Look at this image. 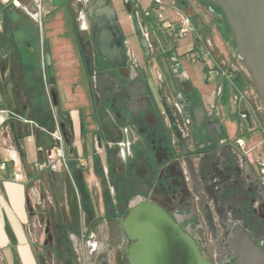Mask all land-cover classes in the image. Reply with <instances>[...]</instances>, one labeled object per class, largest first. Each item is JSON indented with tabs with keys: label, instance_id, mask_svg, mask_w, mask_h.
<instances>
[{
	"label": "flooded vegetation",
	"instance_id": "flooded-vegetation-1",
	"mask_svg": "<svg viewBox=\"0 0 264 264\" xmlns=\"http://www.w3.org/2000/svg\"><path fill=\"white\" fill-rule=\"evenodd\" d=\"M88 1L70 0L65 7L72 40L79 52L80 90L90 121L105 143L104 164L99 173L94 169L93 172L102 190L107 263L130 264L126 256L130 241L119 222L131 205L150 201L194 238L211 264H259V251L264 257V185L249 141L256 129L249 119V123L240 120L233 133L228 131L217 102L222 82L226 81H211L217 89L210 106L193 86L179 56L165 51L158 41L148 49L140 47V57L127 50L126 65L111 67L94 42L95 16L87 9ZM175 1L186 14H191L193 25L205 39L209 40L208 32L214 27L226 54L217 58L249 102H264L236 57L234 34L221 7L212 0H190L194 8L187 0ZM25 26L28 34L23 43L28 47L26 56L33 62V84L40 97L46 93L52 125L55 81L53 69L46 63L48 44L37 23L25 20ZM10 34L0 45V89L8 99L7 86L11 83L13 98L27 106L33 94L28 90L19 42ZM163 56L171 69L169 78L162 67ZM55 110L62 130L68 128L67 114ZM239 139L243 140V147L239 146ZM59 178L62 181L63 176ZM75 180L84 193L79 174ZM56 205L55 236L58 240L68 239L72 234L77 248L78 232L71 230L69 221L59 211L62 206L58 200ZM50 228L46 224L47 232ZM101 240L98 236L93 254ZM261 262L264 264V258ZM77 264H82L80 257Z\"/></svg>",
	"mask_w": 264,
	"mask_h": 264
},
{
	"label": "crops",
	"instance_id": "crops-1",
	"mask_svg": "<svg viewBox=\"0 0 264 264\" xmlns=\"http://www.w3.org/2000/svg\"><path fill=\"white\" fill-rule=\"evenodd\" d=\"M19 1L21 3V6L19 7L25 13V7L32 9L33 4L31 0ZM110 1L115 7L117 19L121 24L123 34L129 43L132 52L135 56L140 57L141 50L139 44L133 36V25L130 16L133 10L139 9L142 11L146 8H149L151 6V0ZM171 3L177 4L175 0H170V4ZM44 5L49 13L45 16L42 24L39 27L41 28L42 35L48 44L46 50V57L48 61L46 60V63L51 66V69H53V79L55 81V92L52 97L53 106L55 109L60 110L63 114H67V116L72 119L75 134L74 137H72L73 148L71 150L79 157H89L90 159L88 169L84 170L75 166V169L72 170L70 177L74 186L79 188L78 183L75 180L76 174L81 176L80 182L83 185L84 173L92 176V182L89 186V191H93L94 195L99 193L100 215L103 216L102 190L100 189L99 181H97L93 172L94 148L89 152L87 150V145L85 144L86 154H83L81 146L82 139H86L82 130L89 127H95L90 121L88 114L89 109L85 107V99L82 91L80 90L82 69L79 63V52L72 40L71 25L67 18L65 5L59 7L54 6L51 0H45ZM19 7L14 6L11 3V0H0V45L2 44V41L8 39L10 33V35L17 38L19 42V52H21L22 57L24 58L23 64L29 82L28 90H30V92L33 94V98L27 106H24V104L21 103L16 97L13 98V102L10 100V98H6V103H4L0 94V107L10 109L23 118V120L10 119L7 122L8 131L2 134L0 130V159L9 160L8 168L0 174V264H77L79 253L78 247L76 248L72 242V234H69L68 239L62 238L58 240L55 236L54 226L56 225L57 221L54 222L52 229L49 230V232H47L45 227L44 232L46 236H43V238L40 237L39 240L34 239L29 231L31 215L35 213V210L40 211L41 207L45 208L46 214L48 213L47 215H49L47 220V218L41 217L42 214L38 211L40 217L45 219L46 224H51L50 219L53 220L55 217L58 219V208L56 205L57 200L62 206L59 211L62 212L63 217H66L69 221L71 230L72 225L68 212L69 207L67 205L66 186L63 182L67 174L65 172L50 169L34 175L30 172V169L26 170L22 165L23 158L26 160L28 168L31 167L34 161L40 159V153L37 148L39 146L46 148L43 146L41 138L42 135L46 133L44 131L37 130L34 135V140L28 143L25 149L21 146L24 153V155L21 156L16 145L17 139L14 137L12 132L13 128H16L17 131H29L31 124L24 122V120L35 122L45 129L52 126L50 120L48 119V102L46 93L44 92L45 94L40 97L39 92H37L34 87V71L33 68L30 67L33 62L30 61L26 56L28 47L23 43L28 34V29L25 26V20L32 21L34 23L36 22L27 13V18L20 16L18 12L20 9ZM128 8L132 11H129ZM141 20L145 22L146 26H150L151 30H154V33L158 37V42L162 48L165 49V51L170 50L179 56L182 61L185 73L190 78L193 86L201 91L205 102H212L217 86H215V84L211 81H207L203 74H200L201 70H199V67L196 70H191L189 64L187 65L184 63L182 60V54L179 52L176 44L174 43L175 39L179 38L167 37L160 30L155 29L153 16H142ZM202 24L204 25L205 23L202 22ZM206 26L210 27L211 25L206 23ZM7 27L10 33L7 31ZM194 27L196 32L205 38V35L200 32V29L196 26ZM211 28L212 31L208 32V35L211 42L215 43L212 49L216 56L225 57L226 54L222 47L221 41L213 30L214 27L211 26ZM193 37V34L188 33L182 38L187 42L192 43L194 40ZM154 66H157L155 60L153 63V67ZM15 68L16 65H14V69ZM202 70H205L204 65ZM4 94L6 95L5 92ZM227 98L228 105L226 110H224L223 107L219 105V98L217 99V102L222 114V120L225 121L228 131L233 133L238 127L239 121L241 120L239 118L240 111L237 104L231 100V94L228 92V90ZM10 121H12V123H10ZM252 135L253 132L251 133V137ZM251 137L249 140L251 145L257 146L260 149V141H258L257 144H253ZM88 139H90L89 136ZM20 144L22 145V141ZM31 144H34L36 151V157L33 161L28 160L27 158L28 147ZM99 155L102 164H104V152H100ZM18 166H21L23 169L22 180L13 178V173L17 170ZM44 175L47 176L46 180L48 186L47 189L42 190L38 183L41 182V180L44 178ZM59 175L63 176L62 181L60 180ZM31 177L35 178L33 183H29L27 181V179L29 180ZM34 186L37 189L35 193L37 196H40L41 202H39V198L35 200L31 195L30 188ZM45 198L47 199L45 200V203H49H42V200ZM91 223H89V220L87 219L84 208L81 207L80 225L76 231L78 232L81 227H85L89 232L96 233L100 238H102L97 251L90 258L89 262L90 264H108L105 258L104 245L106 241L105 218L103 217L102 221L95 222L93 225ZM38 241L39 244H37Z\"/></svg>",
	"mask_w": 264,
	"mask_h": 264
},
{
	"label": "water",
	"instance_id": "water-1",
	"mask_svg": "<svg viewBox=\"0 0 264 264\" xmlns=\"http://www.w3.org/2000/svg\"><path fill=\"white\" fill-rule=\"evenodd\" d=\"M70 0H51L54 6H64ZM218 4L225 15L226 21L233 31L235 52L239 61L248 71L255 85L257 94L264 101V0H212ZM90 14H94L93 39L100 56L105 58L113 68L124 67L127 63V50L134 55L127 42L121 24L117 19L116 10L110 0H89L86 3ZM129 11H132L128 8ZM191 16L190 13H187ZM133 36L140 47L148 49L151 43L158 44V37L146 26L150 35H144L138 25V20L131 12ZM141 24H145L141 21ZM209 42L212 44L211 40ZM161 63L166 76L170 77V66L163 56ZM238 81V80H237ZM239 83V82H238ZM7 93L13 102L11 83L7 86ZM247 114V112L245 111ZM249 123V117L245 118ZM105 124V121H103ZM68 129L74 137L72 119L68 117ZM86 138H90L94 146V155H97L102 165L99 153L105 152V143L101 142L100 135L95 128L82 130ZM44 147L50 144L49 137L42 135ZM86 139H82L83 154H86ZM20 155L24 153L21 144L16 140ZM98 149V150H97ZM94 157V156H93ZM66 186L68 212L72 230L79 228L81 220V200L90 201L96 222L102 221L100 215L99 193L93 197L84 184V193L74 186L69 175L64 179ZM123 234L130 241L126 246V256L130 264H211L200 249L199 244L160 206L150 201H140L131 205L119 222ZM259 264L264 258L259 251Z\"/></svg>",
	"mask_w": 264,
	"mask_h": 264
},
{
	"label": "built area",
	"instance_id": "built-area-1",
	"mask_svg": "<svg viewBox=\"0 0 264 264\" xmlns=\"http://www.w3.org/2000/svg\"><path fill=\"white\" fill-rule=\"evenodd\" d=\"M84 2L86 0H77ZM33 7L28 9L25 7L26 13L40 26L42 24L44 16L48 13L45 8V0H31ZM11 3L19 7L21 3L19 0H11ZM166 3L164 0H151V6L144 10H133L134 15L138 20V25L141 32L147 35L146 25L141 24L142 16L154 18V27L160 30L163 34L170 38H182L188 33L193 34L192 45L186 48L185 56L194 63H203L206 70V78L209 81H214L215 79L225 80L228 84V91L231 94V100L237 104L239 111V118L245 120L248 116L251 123L258 130L262 136L260 140L261 148L254 154V163L257 168L258 175L260 177L261 183L264 185V102H260L253 105L249 102L242 91L234 83L232 75L229 73L227 68L219 61L215 56L212 49L213 43L211 44L209 40L205 39L202 35L198 34L195 27L185 11L180 8L177 4L171 3L169 6L175 13V20L171 21L164 14L166 8ZM1 30V25H0ZM212 106V103H210ZM53 112V124L50 128H43L35 122L24 120V122L30 123L31 128L28 134L23 137L22 148L25 149L26 145L34 140V135L37 130L44 131L49 139L51 146L43 148L39 146L37 149L40 153V159L33 162L30 167V172L34 175L39 174L42 171L54 169L56 171L65 172L67 175H71V162L75 163V166L80 169L89 168V157H79L75 154L68 145L62 128L56 118V110L53 105H51ZM247 112V114L245 113ZM10 119H21L23 118L14 113L10 109L0 107V130L3 134L8 131L7 122ZM240 147H243V140H237ZM111 145V144H109ZM122 146L123 143H119ZM253 149V148H252ZM98 150V149H97ZM9 160L0 159V174L8 168ZM22 167L18 166L17 170L13 173V178L17 180L23 179ZM34 177L27 179L29 183L34 182ZM1 180V176H0ZM26 180V179H25ZM32 197L36 200L40 196L36 195L37 190L34 187L30 188ZM98 235L93 232H89L85 227H81L78 231V253L82 264H90L89 260L93 252L97 248Z\"/></svg>",
	"mask_w": 264,
	"mask_h": 264
},
{
	"label": "rangeland",
	"instance_id": "rangeland-1",
	"mask_svg": "<svg viewBox=\"0 0 264 264\" xmlns=\"http://www.w3.org/2000/svg\"><path fill=\"white\" fill-rule=\"evenodd\" d=\"M165 1V3H166V5H168V6H166V8H165V10H164V14L166 15V17L167 18H169L171 21H174L176 18V16H175V13H174V11L170 8V6H169V4H170V0H164ZM187 2L188 3H190L191 4V6H193V8H194V5H192V3H191V1L190 0H187ZM20 8V7H19ZM196 11V10H195ZM18 12H19V14H20V16H23V17H25V18H27V15H26V13L20 8L19 10H18ZM196 13H198V12H196ZM201 15V14H200ZM201 17H202V15H201ZM174 43L176 44V46H177V48H178V50H179V52L182 54V60L184 61V63L185 64H189V66H190V69L191 70H196L198 67H199V70H201L200 71V74H203L205 77H206V70H202V67H203V63H199V62H197V63H194V62H191L185 55H184V53H185V51H186V48H188L189 46H191L192 45V43L191 42H187L185 39H181V38H179V39H175V41H174ZM214 43V42H213ZM213 45H215V43L213 44ZM228 85H227V83L226 82H222V91H221V94H220V96H219V105L220 106H222L223 107V109L224 110H226V107H227V105H228V98H227V90H228ZM0 94H1V97H2V100L4 101V103H6V96H5V94H4V92L2 91V90H0ZM261 134H260V132L258 131V130H256V131H254L253 132V135H252V137H251V140H252V143L253 144H257L258 143V141H260L261 140ZM86 145H87V150L90 152V151H92L93 150V148H94V146H93V143H92V141H90V139H88V138H86ZM252 148H253V151H255V152H257L258 150H260L259 148L257 149V146H251ZM28 157V160H31V161H33L34 159H35V157H36V151H35V146H34V144H31V145H29V147H28V155H27ZM28 169H30V168H28ZM44 178L41 180V182L40 183H38V185H40L39 187H41L42 188V190L43 189H47V186H48V184H47V176L46 175H44L43 176ZM91 182H92V176L91 175H88L87 173H84V184L87 186V189H89L90 187V185H91ZM90 192H91V195H92V197H93V194H94V192L93 191H91L90 190ZM47 194V193H46ZM45 200H47L46 198L44 199V200H42V203L44 202L45 203ZM46 203H49V202H46ZM45 203V204H46ZM45 204H43V205H45ZM41 207V206H40ZM41 210L39 211V210H35V213H33L32 215H31V220H30V224H29V231H30V234L32 235V237L34 238V239H36V240H39V238L40 237H42L43 238V236H46V234H45V227H46V222H45V219L44 218H47V220H48V218H49V215H47L46 214V210H45V208H43V207H41L40 208ZM41 212V214H42V216L41 217H44V218H41L40 217V215H39V212ZM42 220H41V219ZM57 221V218L55 217V219H53V220H51L50 219V229H52V225L54 224V222H56ZM37 243V242H36ZM37 244H39V241H38V243ZM40 254V253H39Z\"/></svg>",
	"mask_w": 264,
	"mask_h": 264
},
{
	"label": "trees",
	"instance_id": "trees-1",
	"mask_svg": "<svg viewBox=\"0 0 264 264\" xmlns=\"http://www.w3.org/2000/svg\"><path fill=\"white\" fill-rule=\"evenodd\" d=\"M177 4L180 8H182L178 2H177ZM10 123H12V121H10ZM63 131H64L65 138L68 142V145L70 146V149H72L73 148L72 147V135H71L69 129L66 127V128H63ZM83 131H84V129H83ZM12 132L14 134V137L19 142H21L22 138L25 137L29 131L28 130L17 131L16 128L15 129L13 128ZM22 165L26 170H28V165H27L26 160L24 158L22 159ZM100 166H101V163L99 161L98 156L94 155L93 168H94L96 173L100 172ZM71 169L72 170L75 169V163L74 162H71ZM82 207L84 208V211L86 212V216H87V219L89 220V223L92 222L91 224L93 225L96 222V219L94 218L93 208H92L90 201L86 198H83L82 199Z\"/></svg>",
	"mask_w": 264,
	"mask_h": 264
}]
</instances>
